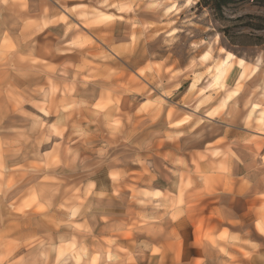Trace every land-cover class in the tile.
Listing matches in <instances>:
<instances>
[{"label": "clouds", "instance_id": "clouds-1", "mask_svg": "<svg viewBox=\"0 0 264 264\" xmlns=\"http://www.w3.org/2000/svg\"><path fill=\"white\" fill-rule=\"evenodd\" d=\"M198 2L0 0V264H264V43L182 62Z\"/></svg>", "mask_w": 264, "mask_h": 264}, {"label": "rangeland", "instance_id": "rangeland-1", "mask_svg": "<svg viewBox=\"0 0 264 264\" xmlns=\"http://www.w3.org/2000/svg\"><path fill=\"white\" fill-rule=\"evenodd\" d=\"M223 1L199 0L184 12H176L174 20L176 17H180L181 22L192 19V24L188 26L176 20L179 23L178 26L183 29L177 34L179 36L178 47L183 52L182 62H186L190 57L191 53L188 48L194 40H210L218 35L220 37L219 46L236 55H242L250 45L264 43V2L228 0L224 5ZM205 12H207L206 16ZM208 48L213 50L216 58L221 56L215 46L209 44ZM208 48L202 46L197 50V54Z\"/></svg>", "mask_w": 264, "mask_h": 264}, {"label": "crops", "instance_id": "crops-1", "mask_svg": "<svg viewBox=\"0 0 264 264\" xmlns=\"http://www.w3.org/2000/svg\"><path fill=\"white\" fill-rule=\"evenodd\" d=\"M109 12H111L112 14H116L114 9L109 10ZM100 22L101 23H108L109 21H103L102 17H100ZM204 50H206V49H204ZM200 54L196 57V59L199 62L200 67L196 69V72L194 73V75L192 77H189V79L187 81H185V83L183 85H181L182 90H187L188 88H192V87L199 88L202 90V87L204 85L208 86L209 91H211L213 88H215L217 86L223 87L227 78L231 75V72L234 69V67H232L230 69L229 73H226V75L223 77V79L220 82H218L217 85H213V83H209L212 76H211V73H208L207 67L213 63V61L216 57L214 56V53L212 50L211 57L209 59L205 60V62L203 61V63H201L202 61L199 59ZM205 94L207 95V93H205Z\"/></svg>", "mask_w": 264, "mask_h": 264}, {"label": "bare ground", "instance_id": "bare-ground-1", "mask_svg": "<svg viewBox=\"0 0 264 264\" xmlns=\"http://www.w3.org/2000/svg\"><path fill=\"white\" fill-rule=\"evenodd\" d=\"M228 51V50H226ZM212 55V49L208 48L204 50L199 56V59L205 62V60L209 59ZM207 57V59H205ZM234 67L230 61L226 62V57H217L213 63L207 67L208 73H211V80L209 83H213V85H217L218 82H220L223 77L226 75V73H229L230 69ZM207 80V79H206Z\"/></svg>", "mask_w": 264, "mask_h": 264}, {"label": "snow or ice", "instance_id": "snow-or-ice-1", "mask_svg": "<svg viewBox=\"0 0 264 264\" xmlns=\"http://www.w3.org/2000/svg\"><path fill=\"white\" fill-rule=\"evenodd\" d=\"M112 18L111 17H109V16H104V17H102V20L103 21H110ZM82 46V45H81ZM205 59H207V57H205ZM145 195H147V193L145 194ZM258 227H259V225H258Z\"/></svg>", "mask_w": 264, "mask_h": 264}, {"label": "trees", "instance_id": "trees-1", "mask_svg": "<svg viewBox=\"0 0 264 264\" xmlns=\"http://www.w3.org/2000/svg\"><path fill=\"white\" fill-rule=\"evenodd\" d=\"M227 1H228V0H224V1H223V4L226 5V4H227ZM260 1H263V2H264V0H260Z\"/></svg>", "mask_w": 264, "mask_h": 264}]
</instances>
